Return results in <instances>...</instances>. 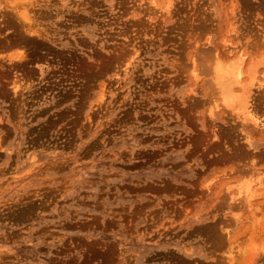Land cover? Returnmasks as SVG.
I'll return each instance as SVG.
<instances>
[{"label": "rangeland", "instance_id": "rangeland-1", "mask_svg": "<svg viewBox=\"0 0 264 264\" xmlns=\"http://www.w3.org/2000/svg\"><path fill=\"white\" fill-rule=\"evenodd\" d=\"M162 6L0 0V264H264V0ZM240 54L251 118L208 72Z\"/></svg>", "mask_w": 264, "mask_h": 264}, {"label": "bare ground", "instance_id": "bare-ground-1", "mask_svg": "<svg viewBox=\"0 0 264 264\" xmlns=\"http://www.w3.org/2000/svg\"><path fill=\"white\" fill-rule=\"evenodd\" d=\"M24 1V0H23ZM42 1H44V0H42ZM150 3V2H149ZM16 4V3H15ZM20 5H22V3L20 4ZM170 5H171V0H163V6L161 7V9H162V12H164V13H167V14H169V12H170ZM12 6V5H11ZM19 6V5H18ZM26 6V5H25ZM174 6V5H173ZM172 7V6H171ZM233 7V6H232ZM231 7V8H232ZM19 8H21L20 10L17 8H15L14 10H15V12H16V14L20 17V20H21V22H23L21 25H22V28H20V29H23L22 30V33H24V35H30L31 37H34L33 39H34V41H35V38L37 39V38H39V39H49L48 38V36L46 35V33H45V31L43 30V29H41V28H32V26L33 27H35L36 26V24H34L33 23V21L32 20H30V17L27 15V11L25 10V8H23V6L22 7H20L19 6ZM230 8V9H231ZM161 12V13H162ZM32 13V12H31ZM36 14V13H35ZM16 15V16H17ZM37 15V14H36ZM14 16V15H13ZM41 16V15H40ZM35 17V16H34ZM12 20H14V19H12ZM10 21V20H9ZM19 22V21H18ZM20 22V23H21ZM14 23V22H13ZM19 23V24H20ZM8 26H9V24H7ZM11 26V25H10ZM233 26V25H232ZM231 27V26H230ZM229 27V28H230ZM227 30V29H226ZM225 30V31H226ZM44 31V33H42ZM16 34V33H15ZM18 34V33H17ZM24 35L22 36V34H20L19 33V36H21V37H23L24 38ZM18 37V36H17ZM30 37V39L31 40H33L32 38ZM14 38H16V37H14ZM29 38V37H28ZM24 39H26V38H24ZM14 40V39H13ZM16 40V39H15ZM23 40V39H22ZM21 41V40H20ZM43 41V40H42ZM30 42V41H29ZM40 42V41H39ZM15 43V42H14ZM20 43V42H19ZM13 44V43H12ZM28 44V43H27ZM24 45V44H23ZM30 45V44H29ZM32 46V45H31ZM35 46V45H34ZM39 46V45H38ZM43 46V45H42ZM19 47V46H18ZM237 47V46H236ZM20 48V47H19ZM235 48V47H234ZM30 49V48H29ZM237 49V48H236ZM133 50V49H132ZM235 50V49H234ZM233 50V51H234ZM135 51V50H134ZM243 53V52H242ZM241 53V54H242ZM17 54V53H16ZM209 54V53H208ZM238 55V56H236V57H234L233 59H228V60H225L224 58H221V57H219L218 55H216L215 57H214V59L212 58V66H213V68H212V70H210V71H208V72H210V74H211V71H212V79L213 80H211V81H213V85H215L216 87H214V88H216L215 89V91H216V93L217 94H215L216 96L218 95L219 97H218V103H221V107H226V108H232V109H234V110H236V111H238V112H241V114H243V115H247L248 113H250V102H249V100H251L250 99V95H249V92H248V90L246 89V87H247V84H248V81L250 80H254L253 78V76H254V74L256 73V67H257V65H255L256 64V62H255V64H253V63H244L245 61H244V54L243 55ZM130 55V54H129ZM128 55V56H129ZM237 55V54H236ZM11 56V55H10ZM11 57H15V58H17V60L18 59H22L23 58V55L22 54H19L18 53V55H13V56H11ZM130 57V56H129ZM10 59V58H9ZM12 59V58H11ZM128 60V59H127ZM23 63V62H22ZM193 63V62H192ZM260 64L262 65V63L260 62ZM208 67H211V65L210 66H208ZM192 74V73H191ZM194 74V73H193ZM198 74V73H197ZM195 75V74H194ZM198 76V75H197ZM209 79V78H208ZM247 79H248V81H247ZM209 82V81H208ZM247 82V84L245 85V83ZM250 83V82H249ZM208 84V83H207ZM211 87H212V85H211ZM248 88V87H247ZM214 98V97H213ZM216 101V102H217ZM219 106V104H217L216 103V105H215V107H218ZM252 106V105H251ZM223 107V108H224ZM258 108V107H257ZM238 112H236V113H238ZM236 113H234V114H236ZM240 114V113H239ZM242 115V116H243ZM247 116H249L250 118H251V115H247ZM245 117V116H244ZM248 117V118H249ZM242 118V117H241ZM247 118V117H246ZM245 118V119H246ZM244 119V120H245ZM258 119V118H257ZM252 121L254 120L253 119V117H252V119H251ZM256 120V119H255ZM249 121V120H248ZM246 122V121H245ZM251 122V121H250ZM257 122L258 121H256V122H253V124H252V126L253 125H257ZM252 123V122H251ZM259 123V122H258ZM259 125H261V127H262V129L264 130V123L263 124H258V126L257 127H260ZM254 127V126H253ZM260 130V129H259ZM210 142V141H209ZM213 146V145H212ZM230 156V155H229ZM223 157V156H222ZM253 165V164H252ZM257 177H259V175L257 176ZM254 179V178H253ZM259 179V178H258ZM255 181V180H254ZM258 181V180H257ZM261 180H259V182H260ZM245 182H246V180H245ZM249 182V181H248ZM252 182V181H251ZM262 182V181H261ZM253 183V182H252ZM258 183V182H257ZM244 184V183H243ZM250 184V183H249ZM249 184H246L244 187H243V192H245V193H243L242 191V194H243V196H241V197H243L244 198V195H245V202L247 201V199H249V198H251V193H249L250 191H249V189L251 188H248L250 185ZM254 184V183H253ZM261 184V183H260ZM255 186L257 187V184H255ZM260 186V185H259ZM238 187H240V186H238ZM254 187V186H253ZM242 188V187H241ZM240 189V188H239ZM239 189H237L238 191H240ZM253 189V188H252ZM255 190H256V188H255ZM237 191V192H238ZM251 192H254V189L253 190H251ZM261 192V191H260ZM239 193V192H238ZM241 194V193H240ZM239 194V195H240ZM256 194H257V192H256ZM255 194V195H256ZM258 194H259V192H258ZM253 195H254V193H253ZM253 195H252V197H253ZM260 195V194H259ZM261 195H263L262 194V192H261ZM238 196V195H237ZM248 203H249V201H247ZM247 206V205H246ZM248 206H249V204H248ZM247 206V207H248ZM214 249H215V246H214ZM262 250L264 251V246L262 247ZM255 251L256 250H254L253 252L255 253ZM253 252L251 253L253 256H254V254H253ZM215 262V261H214ZM214 264V263H213Z\"/></svg>", "mask_w": 264, "mask_h": 264}]
</instances>
